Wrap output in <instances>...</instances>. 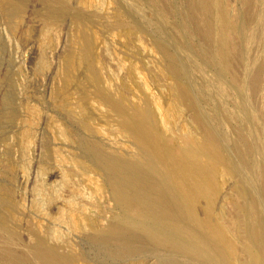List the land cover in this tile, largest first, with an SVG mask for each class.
<instances>
[{"label":"rangeland","instance_id":"1","mask_svg":"<svg viewBox=\"0 0 264 264\" xmlns=\"http://www.w3.org/2000/svg\"><path fill=\"white\" fill-rule=\"evenodd\" d=\"M210 2L0 0V217L17 242L0 264H43L40 240L68 264H202L141 229L113 238L145 220L113 187L134 169L185 180L222 264H264V0Z\"/></svg>","mask_w":264,"mask_h":264},{"label":"bare ground","instance_id":"2","mask_svg":"<svg viewBox=\"0 0 264 264\" xmlns=\"http://www.w3.org/2000/svg\"><path fill=\"white\" fill-rule=\"evenodd\" d=\"M210 1L211 0H204L203 2L202 0V5L204 6L203 7L204 9L205 8L206 10H208V8L210 9L211 7ZM205 36L207 37V40L208 39L210 40L209 42L216 41V36L213 33L212 27L209 29L207 28V34ZM146 137L145 139H147ZM200 150H203V148H201ZM129 167H133V165H129ZM147 169L149 170V168ZM205 170L200 166L197 169L198 171L196 173L198 177L197 189L199 188V190L203 189L206 183L207 174ZM150 172L151 170L147 174L146 171H142L141 169H138V171H135L134 169V171L131 172V174H129L128 176L123 174L124 177L121 176L120 174L121 172L119 173L116 172L114 174L112 173L113 187L118 195V199L120 200V202L124 203L127 207H130L134 205V203L136 202L134 199L135 198L134 195L135 193L136 194L138 193V195L140 196L139 199L141 200V203L144 205L142 207L141 213L145 217L144 222H138L139 221L138 219L137 220L130 219L129 221H126L127 225H125V227L122 226L114 227L111 233L113 238L116 237L117 239H120L122 236L126 234H130V233L133 234V232H136L139 229H141L156 245L158 244L159 246L160 245L164 246L167 249L173 250L174 252H178V251L181 253L192 252L193 256H196V258L197 257L200 258L202 264H222L223 260H225L226 255L222 252H221L222 256L219 255L218 254L219 250L215 246H213V250H212L210 248L211 246L209 247V244L204 243L203 242L204 240L202 241V239H200L196 231L190 227L188 220L190 209L189 208L187 209L184 205L183 193L184 190H186L185 187H187L185 180L182 179V177H179L176 180L177 182L176 183L173 182V177L171 176L172 173L169 174V172H165V173L156 172L153 173L154 175H151L152 172L151 173ZM15 243H17L16 236L12 235L11 232H8L6 230L3 219L0 217V259H4L6 258V255L9 256L12 254ZM138 244L139 242H135L134 244L131 245L129 244L128 248H132L134 246H137ZM222 244L226 245V242L223 241ZM29 253H30L29 257H32L35 260H40L43 264H68L67 259L56 254L55 250L48 247V245H46V243L43 240L38 241L34 246V248H32ZM11 256H13V254ZM197 261L198 260H196V262ZM165 264H180V263L179 261H175V259H172V260H167Z\"/></svg>","mask_w":264,"mask_h":264}]
</instances>
